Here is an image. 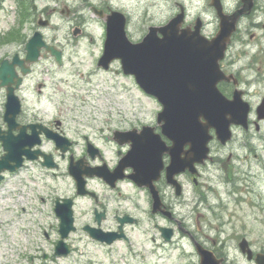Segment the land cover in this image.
Masks as SVG:
<instances>
[{
	"label": "rangeland",
	"instance_id": "374dc122",
	"mask_svg": "<svg viewBox=\"0 0 264 264\" xmlns=\"http://www.w3.org/2000/svg\"><path fill=\"white\" fill-rule=\"evenodd\" d=\"M227 1L233 8L238 0ZM32 3L51 18V27L43 33L50 38L56 36L69 58L64 66L51 65L50 71H43L48 88L40 97L39 107L43 115H58L66 120L75 137L108 126L127 129L150 125L160 130L157 114L162 104L158 99L143 91L133 76L124 74L119 63L114 62L109 70L98 66L106 35L105 17H100L96 10L111 7L124 12L129 17L128 36L134 42L140 41L150 26L167 23L182 5L187 15L185 23H193L197 16H202L205 35H214L218 26L217 14L206 0H32ZM258 3L264 11V0ZM18 11V0H0V34L16 26ZM251 20L264 23V13L248 21ZM34 23L32 19L25 27L27 34L33 32ZM79 25L86 29L84 37L78 39L73 30ZM246 27L241 24L239 35ZM251 33L256 34L253 40ZM262 34V29H252L245 38L233 43L229 55L239 54L237 68L246 66L264 41ZM19 45L1 44L0 62L14 54ZM247 49H251L248 54ZM262 96L264 89L254 86L248 98L255 106ZM2 101L0 94V104ZM234 133L225 146L213 140L211 154L221 155L224 166L211 161L200 166L201 185L197 188L192 178L186 177L185 199L178 208L189 228L208 247H216L238 264H256L242 253L239 242L245 237L255 253L264 252V123L259 132L253 126L248 137L239 129ZM30 178L28 170H24L0 183V264H199L200 257L188 236L177 231L173 240H164L157 225L169 226V222L151 213L147 192L129 181L122 183V208L128 207L138 222L128 227V240L111 246L94 240L83 229L93 220L94 202L78 198L77 229L66 239L73 251L55 256L54 248L60 239L55 198L73 196L75 186L65 171L57 178L39 176L30 186H23ZM91 185L98 193H107L102 192L101 181L94 180ZM24 189L28 190L23 192ZM110 220L115 225V219ZM45 253L50 255L46 262Z\"/></svg>",
	"mask_w": 264,
	"mask_h": 264
},
{
	"label": "water",
	"instance_id": "95a60500",
	"mask_svg": "<svg viewBox=\"0 0 264 264\" xmlns=\"http://www.w3.org/2000/svg\"><path fill=\"white\" fill-rule=\"evenodd\" d=\"M244 3L243 8L235 13L226 14L220 1L215 0L220 28L212 38L202 33L200 18L193 28L182 27L185 20L183 7L168 23L151 26L139 42H133L128 37L127 17L123 12L112 11L107 16V39L99 66L108 69L112 61L120 59L124 73L135 75L138 84L147 93L158 98L163 106L158 113V122L161 124L162 134L168 136L173 144L167 147L162 141V135L155 133L154 128L150 126H145L141 134H134V131L119 133L129 136L132 140L131 149L121 160L120 166L112 174L107 173L105 169L102 172L88 170V174L92 176L97 173L113 185L116 179L125 177L124 169L133 167V173L127 177L132 178L139 186H148L151 189L154 196L153 212L156 213L162 210V201L154 182L161 175L164 153L167 152L171 156L167 167V180L179 188L175 175L186 170L197 174L196 164L204 163L209 158V142L214 138L212 129L215 130V136L225 144L232 138V124L247 126L250 105L244 101L242 91L236 90L233 99H229L218 87V83L223 80L233 79L237 82L233 75L225 74L220 61L225 57L239 17L250 10L244 7L249 8L251 0H244ZM41 37V34L36 32L28 42V60L38 59L40 48L44 45ZM14 63H20L18 56L14 58L13 63H9L7 59L1 63L0 87L12 81L15 75ZM8 90L6 119L11 117V120L15 121L21 110V103L13 94V88L8 87ZM258 114L259 119L264 118V104L259 106ZM54 137L58 141V147L66 151L70 142L59 134ZM0 140L4 141L5 150L8 152L0 160V164H8L13 159L17 161V165L11 166V170H16L21 165L20 155L16 152L17 143L14 144L16 141L5 142L6 138L1 131ZM63 141L65 144H62ZM185 146L188 148L185 149ZM2 169L4 168L0 165V171ZM81 172L78 170L75 178L78 193L85 194L86 181L80 177ZM72 206V198H58L56 201L55 210L61 218V240L55 249L58 255L71 252V246L65 242V238L76 229ZM122 222H125V219H122ZM85 229L93 238L109 244L124 236V233H106L90 226ZM161 231L166 240L171 239L173 229L161 227ZM195 244L201 256L200 264H226L224 259L218 258L211 249L198 241H195ZM240 246L243 252H248V258L252 259L253 252L251 249L247 250L246 238ZM256 261L258 264H264V254L258 253Z\"/></svg>",
	"mask_w": 264,
	"mask_h": 264
},
{
	"label": "flooded vegetation",
	"instance_id": "af4514ba",
	"mask_svg": "<svg viewBox=\"0 0 264 264\" xmlns=\"http://www.w3.org/2000/svg\"><path fill=\"white\" fill-rule=\"evenodd\" d=\"M206 1L207 6L212 8V10L217 14V8L214 4L215 0ZM220 5L226 12L231 13L243 8L245 3L243 0H238L236 5L233 8H230L231 5L227 0H220ZM244 8L250 9V11L241 17L238 23V30L233 35L232 44L230 45L229 50L236 40L245 38L244 35L249 33V31L252 29H262V36H264L263 22L259 20L248 21L250 18H257L261 13H264L258 3V0H251L250 7L248 8L245 6ZM55 10L56 8H54L52 11ZM102 10L105 15H108L113 9L111 7H106ZM61 11L64 12L65 10L63 9ZM66 12L69 14L70 10L67 9ZM32 19L35 20L32 28L33 33L37 30L41 31L43 34L42 38H44L46 46H44V48L41 50V56L36 62L28 61L26 44L32 37L33 33L24 34V38L21 39L18 51L14 55H8L6 57L10 59V62H13L14 56L18 54L22 64L17 63V65H15L14 70L16 72V76L12 77V81L10 83L5 84L0 88V94L3 96V101L0 104V131L1 134L6 138L5 142L16 141L14 144L17 143L16 152H18L20 155L19 158L21 159V165L18 170L11 172L9 168H11L12 165H15L17 161L11 159L8 164H0L3 168H8L5 169V171L0 172V174L3 176V178L0 180V183L7 180L9 176L20 173L24 170H28L29 175L31 176L30 179H27L26 182H24L26 186H30V182H35L34 179L38 180L39 176L45 175L46 177L51 176L57 178L62 171H65V173L70 176L75 184L74 178L76 177V172L79 169H96L99 172H102L104 169H109L108 171L115 170L119 165L121 158L131 148L132 141L129 139L130 137L124 136L125 134L119 135V131H126V129L117 127L111 129L110 126L107 128L101 127L98 131H95L90 135L84 134L81 137H75L72 134L73 131L71 132V129L67 126L66 120L60 118L58 115L50 116L49 114H42L43 112L39 107L42 102L40 97L48 88V82L42 76L43 71H50L49 66L51 65L64 66L68 62L69 58L67 57L66 49L59 43V40L56 36L50 38L48 35L43 33V30L51 27L52 25L51 18L48 17L46 11H38L37 5L33 4L32 17L30 21H32ZM215 20L218 22L216 30L217 32L219 29V19L217 16ZM241 24L246 25L247 27L246 31H243L242 35H239ZM104 26L106 31V21L104 22ZM78 27L82 32L79 36H76L79 39L84 37L86 26ZM255 37L256 34L251 33L250 39L253 40ZM73 44L77 46V41L74 40V37ZM51 47H54L59 51L62 65L59 64L57 55L52 53ZM229 50L225 58L221 61V66L227 74H234L239 84L235 85L233 81H222L220 83V87L223 93L230 98L233 97L237 87L242 89L244 91V99L251 104L250 98L248 97L251 95L252 87L257 86L264 89V41L262 40L260 42V46H258L257 51L250 57V60L243 68L236 67V63L238 61L237 57H239V54L236 56L229 55ZM250 50L251 49H247L245 53L248 54ZM114 62H117L121 65L119 60ZM8 87L13 88V94L19 98L21 103V110L15 121L11 120V117L6 119L5 116L9 95ZM260 103H264V96L260 98L259 104ZM257 106L258 104L255 106L251 104V112L247 128L242 126L232 127L233 137L235 134V129L242 131L246 137L251 134L250 131L253 126H255L258 132L260 131L264 120H257ZM253 115H255V118ZM55 133H60L61 135L69 138L70 143L67 151H62L61 147L58 148V141H56V138L54 137ZM49 134H51L50 137L48 136ZM134 134H139V132L134 131ZM163 139L167 147L172 145L173 142L170 139L167 137H163ZM62 144H65L64 141ZM5 154L7 153L4 148V141L0 140V159ZM221 157V155L213 157L211 162H213L215 165L218 163L220 166H224V161ZM231 158L232 155L229 156L228 160ZM170 160V155L165 153L163 156L164 169L162 170L161 177L158 179V181H156V188L160 194V198L164 203V208L168 211H171L172 216L168 217L163 213H158L155 215L165 218L169 222V226L176 227L179 230L181 223V227L184 229V232L182 230L179 232H183L184 236L187 235L192 241L193 237L201 241L195 232H193L187 225L184 219L185 217L180 212L181 208H178L183 204L182 201L185 199L187 188L186 177L192 176L189 172L178 174L176 178L181 185L180 188L170 185L166 179V168ZM131 172V167L126 168L124 174H129ZM39 173L41 175H37ZM201 177L202 173L200 175V178ZM229 177L231 179L233 178L231 172ZM94 179L95 178L88 179V183ZM124 181L130 180L126 179ZM124 181L122 180L115 182V188H112L110 185L102 181L104 184L102 192L106 191L107 193L96 195V197L93 198L91 197L92 201L94 202V207L92 208L93 220L91 221L90 225L98 226L107 232L123 231L127 236V229L132 224L128 222L121 225L119 218L134 220L136 217L133 212L128 209V207H126V210L122 208V183ZM195 185L199 186L201 185V182H198ZM143 190L147 192L149 196V203L152 208L153 195L150 193L149 189L143 188ZM178 190L180 193H178ZM250 192L253 193L254 191L251 190ZM97 216L100 217L99 221ZM110 218L115 219V225L111 223ZM175 233L176 232L174 231V234ZM213 249L219 257H224L226 261H229L231 264H238L236 261L230 259V257L221 250L216 249V247Z\"/></svg>",
	"mask_w": 264,
	"mask_h": 264
},
{
	"label": "trees",
	"instance_id": "16d2710c",
	"mask_svg": "<svg viewBox=\"0 0 264 264\" xmlns=\"http://www.w3.org/2000/svg\"><path fill=\"white\" fill-rule=\"evenodd\" d=\"M18 32H19V31H18ZM18 32L15 31V30H13V31H11V33L8 34L6 37L1 38L0 41H5V40L8 41V40H10V39H13V38H15V37H18Z\"/></svg>",
	"mask_w": 264,
	"mask_h": 264
},
{
	"label": "bare ground",
	"instance_id": "6f19581e",
	"mask_svg": "<svg viewBox=\"0 0 264 264\" xmlns=\"http://www.w3.org/2000/svg\"><path fill=\"white\" fill-rule=\"evenodd\" d=\"M250 188V187H249ZM251 191V190H250Z\"/></svg>",
	"mask_w": 264,
	"mask_h": 264
}]
</instances>
